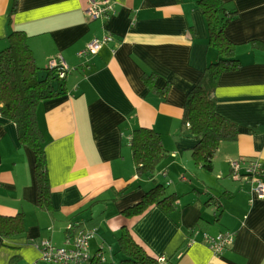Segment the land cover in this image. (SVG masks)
Returning a JSON list of instances; mask_svg holds the SVG:
<instances>
[{
	"label": "crops",
	"instance_id": "0c3cea01",
	"mask_svg": "<svg viewBox=\"0 0 264 264\" xmlns=\"http://www.w3.org/2000/svg\"><path fill=\"white\" fill-rule=\"evenodd\" d=\"M225 1L236 11L225 34L242 65L221 74L215 95L239 134L221 143L208 171L195 163L198 141L184 123L189 92L219 59L197 0H97L112 8L99 18L88 14L90 0H0V51L12 31H24L41 67L59 55L68 65L67 93L37 110L50 210L39 203L33 150L0 115V215L21 213L26 224L21 234L0 236V264H37L43 242L69 244L73 223L95 230L89 252L101 264H124V227L157 264H264V198L248 177L231 175L233 161L260 160L264 168V49L253 45L264 42V0ZM96 39L100 51L79 56ZM149 75L158 88L170 83L167 97ZM140 127L155 129L167 151L155 178L137 174L131 141ZM160 180L179 198L172 210L126 213ZM227 232L235 241L216 254L208 240Z\"/></svg>",
	"mask_w": 264,
	"mask_h": 264
},
{
	"label": "trees",
	"instance_id": "16d2710c",
	"mask_svg": "<svg viewBox=\"0 0 264 264\" xmlns=\"http://www.w3.org/2000/svg\"><path fill=\"white\" fill-rule=\"evenodd\" d=\"M197 3L206 17L209 44L217 49L219 59L207 66L200 82L189 92L184 123L187 131L198 141L193 147L195 163L212 171L221 143L234 141L239 134L237 124L217 111V82L222 73L237 70L242 64L238 58V45L225 34V29L235 17L236 11L225 0H197ZM253 45L264 49V42H253ZM50 62L47 68L37 63L29 44V36L24 31H12L8 36V46L0 51V115L16 124L20 141L35 154L39 203L47 210L52 208L47 142L39 125L37 110L42 102L67 93L65 78L68 71L62 77L60 67H50ZM146 81L162 97H167L170 83L161 89L155 85V75L147 76ZM131 146L137 174L140 177L155 178L160 162L167 157L161 135L152 128H137L133 132ZM175 201V194H167L166 188L157 184L144 195L143 201L126 213L141 215L154 205L170 211L174 208ZM25 231L23 214L0 215V236L11 237ZM72 235L67 230V242L74 239ZM71 246L72 242H69L67 246L61 247ZM119 246L124 254V264L158 263L157 258L145 251L127 227L123 228L119 237ZM94 257L86 264H101V255ZM38 264L54 263L40 261Z\"/></svg>",
	"mask_w": 264,
	"mask_h": 264
},
{
	"label": "built area",
	"instance_id": "2783aa9c",
	"mask_svg": "<svg viewBox=\"0 0 264 264\" xmlns=\"http://www.w3.org/2000/svg\"><path fill=\"white\" fill-rule=\"evenodd\" d=\"M112 10L111 6L100 7L97 0H90L88 14L93 18L103 17L106 13ZM107 40H111L108 37ZM103 46V41L94 40L89 47L80 52L79 56H88L100 51ZM50 67H60L61 76L63 77L68 70V65L62 55L53 58L50 62ZM232 176L234 179H239L242 176L248 177L252 183V192H256L260 198H264V181L260 177L264 174L263 164L260 160L252 159L250 161H233ZM80 224L73 223L68 230L71 232L74 239H69L72 242L71 247L63 248L53 246L49 241L43 242L41 256L37 264L41 262H53L54 264H86L90 260L89 240L94 236L95 230H85L80 228ZM73 239V241H72ZM235 241V235L232 233H222L218 236L209 238L210 247L216 254H221Z\"/></svg>",
	"mask_w": 264,
	"mask_h": 264
},
{
	"label": "rangeland",
	"instance_id": "374dc122",
	"mask_svg": "<svg viewBox=\"0 0 264 264\" xmlns=\"http://www.w3.org/2000/svg\"><path fill=\"white\" fill-rule=\"evenodd\" d=\"M249 160H251V159H248V160H240V161L243 163V162H245V161H249ZM231 175H232V173H231ZM232 177H233V176H232ZM161 180H162V178H161ZM161 180H160L158 183L155 182V183L153 184V188L156 187L157 184H159L160 186L166 188V191H168V192L172 191V189H171L166 183H163V181L161 182ZM217 180H218V179H217ZM214 187H215V186L213 185V186H211V188H210L211 191H212V189H213V192H215V191H214V189H215ZM177 201H179V198L177 199ZM177 201H176V202H177ZM122 257H124V255H123Z\"/></svg>",
	"mask_w": 264,
	"mask_h": 264
}]
</instances>
